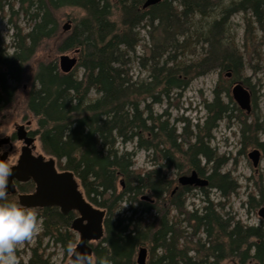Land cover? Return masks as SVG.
I'll return each instance as SVG.
<instances>
[{
  "label": "trees",
  "instance_id": "16d2710c",
  "mask_svg": "<svg viewBox=\"0 0 264 264\" xmlns=\"http://www.w3.org/2000/svg\"><path fill=\"white\" fill-rule=\"evenodd\" d=\"M147 1L0 0L1 12L14 11L19 5L20 13L29 17L28 31L19 30L14 36L12 53L0 38V110L15 101L32 58L44 44L57 39V13L66 7L82 9L86 16L58 42L59 52L78 51L77 67L64 74L59 59L40 62L27 95V107L37 119L38 128L32 134L39 138L45 155L56 160L59 170L72 172L88 200L106 212L105 237L93 245L94 259L138 264V251L149 246L147 264H222L229 259L241 264L250 260L262 263L264 228L225 220L209 199L201 212L187 211L186 196L194 187L179 185L171 191L174 181L168 175L174 169L183 171L182 163L186 162L189 170L206 177L208 187L218 189L224 198L237 191V184L229 182L228 175H221L218 165L224 157L209 146L212 132L234 110L232 100H224L230 98V90L217 92L205 105L207 117L202 127L197 124L199 132L193 140L178 134L168 119L155 112V106L162 104V97L169 98L174 89L185 90L194 76L215 69L231 74L230 83L241 82L243 56L234 40L224 35L237 13H251L264 24V0H234L231 6L222 8L220 19L203 27L202 32H194L201 38L197 43L207 49L189 65L178 62L177 57L192 37L188 27L194 26L189 19L205 16L219 0H161L145 7ZM115 8L120 11L119 21L113 19ZM145 22L152 30L151 54L146 63L151 80L139 82L133 80L126 57L136 51L140 42L137 30ZM187 129L185 126L184 132ZM128 144H136L135 150H124ZM141 150L154 157L153 168L147 172L135 169V156ZM201 158L208 165L215 164L208 176ZM34 187L29 182L19 184L18 190L30 193ZM8 199L19 202L17 195ZM261 199L258 205L264 206ZM123 203L130 209L121 212ZM33 211L38 222L41 220V232L28 264H53L42 249V240H52L70 253L68 246L76 245L77 235L71 225L77 213L66 216L57 207ZM174 212L185 216L184 222L194 228L193 237L197 233L206 235L204 244L198 240L197 246L202 249L182 243L187 240L186 231L172 216ZM152 213L157 214L153 222L146 217ZM201 252L204 259L198 257Z\"/></svg>",
  "mask_w": 264,
  "mask_h": 264
},
{
  "label": "rangeland",
  "instance_id": "374dc122",
  "mask_svg": "<svg viewBox=\"0 0 264 264\" xmlns=\"http://www.w3.org/2000/svg\"><path fill=\"white\" fill-rule=\"evenodd\" d=\"M234 0H219L218 6L206 11L205 16H196L190 18L189 23L194 28H189V36L191 40L187 43L184 49H180L177 53L178 62L189 65L202 57L206 52L207 46L202 43H197L199 37L193 35L194 32L200 33L209 23L218 19L222 14V8L231 6ZM14 2V0H13ZM221 4V5H219ZM20 6L16 5L14 11L6 9L5 12L0 11V38L5 46H8L9 52H13L14 36L19 33V30L24 32L29 28V17H25L19 11ZM114 20L119 21L120 11L114 9ZM86 16V13L77 7H66L57 13L60 33L56 40H52L43 45L42 49L29 62L26 70L25 80L19 85L18 93L15 101L6 105L0 110V137H5L13 132L15 124L23 123L24 121L32 122V130H37V119L30 113L27 107V95L33 85V78L36 74L38 64L44 61L57 60L61 54L77 57L80 60L79 54L73 51L59 52L58 42L60 38L69 35L76 24ZM230 31L224 35L229 40H234L237 48L243 56L244 72L239 81L249 89L252 94L253 111L248 115L241 110L235 101L232 89L235 83H230L232 76L228 77L227 73H220L219 69L207 72L204 75H196L193 77L189 86L180 91L174 89L169 98L162 97V104L155 106V112L162 114L163 119L170 121L171 127L177 128V133L184 134V139H195L198 134L199 124L204 125L207 112L205 105L210 104L217 92H226L230 90V98L224 97L225 102L231 100L232 108L234 109L230 118L221 121L218 127L212 132V139L209 143L210 148L217 152L223 158V161L218 165L221 175H228L229 182L237 186V191L231 196L224 198L218 189H210L202 191L201 188H193L186 196L187 211L200 212L206 206L209 199L213 202L218 211L223 215L225 220L231 219L234 223L241 222L245 227L264 228V221L260 216V211L263 205L258 203L264 198V24L258 23L256 17L251 13H237L231 19ZM66 24L71 25V29L64 31ZM193 24V25H192ZM139 33V45L136 51H132L126 57L129 65L130 74L134 81H150V66H147V58L151 54L152 47V30L147 23H143L137 30ZM195 33V34H196ZM178 40L182 44L183 38ZM185 44V43H184ZM183 44V45H184ZM165 60V57L162 59ZM161 60V65L163 61ZM82 72V71H81ZM82 74V73H81ZM226 94V93H224ZM188 128L184 132V128ZM207 135V133H202ZM207 142L208 139H205ZM18 148V147H16ZM124 150L134 151L136 144H128L124 146ZM260 150L261 162L257 168L254 167L253 161L249 154L254 150ZM7 150V147L5 148ZM37 154L45 155L41 147L39 138L36 140ZM19 154L16 153L17 157ZM153 154L147 151H138L135 156V169L137 171L147 172L153 168ZM46 158H49L48 156ZM13 162V160H12ZM202 167H207L206 175L211 174L214 163L208 165L205 158H201ZM183 171L176 169L169 171V177L174 181L172 189L179 186V178L184 175H191L189 164L182 163ZM206 178V177H205ZM207 179V178H206ZM263 190V193H261ZM264 200V199H263ZM137 208V204L134 205ZM130 209V205L121 204L120 211L125 212ZM131 214V212L127 213ZM157 214L152 213L146 216L148 221L153 222ZM176 219L182 223V229L186 231L187 240L194 249H202L197 246L198 240L202 239V244L206 241L204 233H197L193 237L194 228L190 227L187 222H184L185 216H177L176 212L172 213ZM41 232V220L38 222V231L33 235L31 240L22 242L17 245L18 264H28L32 258V249L36 247L38 233ZM77 235V234H76ZM79 242V235L76 238V245ZM253 242V241H251ZM76 245L74 247H76ZM147 250L149 246L143 247ZM42 249H46V255L50 257L53 264H70L71 253H66L64 248L53 243L52 240H42ZM149 252V251H148ZM139 253V251H138ZM136 255V261L138 259ZM254 254V251H252ZM150 255V253H149ZM194 256L196 253L194 252ZM198 257L204 259V254L201 252ZM222 264H241L240 261L227 260ZM247 264H264L254 260H250Z\"/></svg>",
  "mask_w": 264,
  "mask_h": 264
},
{
  "label": "water",
  "instance_id": "95a60500",
  "mask_svg": "<svg viewBox=\"0 0 264 264\" xmlns=\"http://www.w3.org/2000/svg\"><path fill=\"white\" fill-rule=\"evenodd\" d=\"M161 0H148L145 7L155 5ZM71 25L66 24L65 31L70 30ZM78 65V58L70 55L60 57V67L63 73L69 74ZM228 77H231L229 74ZM232 94L241 110L252 112V95L250 91L238 82L232 89ZM23 136L19 134V138ZM35 138H28L25 142L18 165L13 167V173L9 177L8 196L17 194L15 182L26 183L33 181L36 189L31 194L18 195L19 203L29 209H44L57 207L63 215L76 212L78 216L73 220L71 230L79 235V242L75 248L81 251H88L94 258L92 245L99 243L105 237V217L106 212L87 200L81 190L80 184L72 172H59L54 158L47 159L44 155H34L29 147L34 143ZM9 139L0 140V146L9 145ZM6 152L0 158H7ZM254 167L257 168L261 162L259 150H254L249 154ZM182 186L205 188L209 181L200 177L196 171L191 175H184L179 178ZM149 200V199H148ZM260 216L264 219V208L260 211ZM149 252L146 248H141L138 253V264H147ZM71 260V258H70Z\"/></svg>",
  "mask_w": 264,
  "mask_h": 264
},
{
  "label": "clouds",
  "instance_id": "9594fccd",
  "mask_svg": "<svg viewBox=\"0 0 264 264\" xmlns=\"http://www.w3.org/2000/svg\"><path fill=\"white\" fill-rule=\"evenodd\" d=\"M4 149L0 148V154ZM13 164L0 158V264H18L17 245L31 240L38 231V215L17 201L8 199ZM70 264H110L108 258L96 260L88 251L68 246Z\"/></svg>",
  "mask_w": 264,
  "mask_h": 264
},
{
  "label": "flooded vegetation",
  "instance_id": "af4514ba",
  "mask_svg": "<svg viewBox=\"0 0 264 264\" xmlns=\"http://www.w3.org/2000/svg\"><path fill=\"white\" fill-rule=\"evenodd\" d=\"M252 111H253V103H252ZM247 114L251 115L252 112L251 113H247ZM22 121H23V123H21V124H15V126L13 127V132L10 135L5 136V137H0V140H3V139H9L10 140V144L9 145L0 146V148L4 149L2 154H0V157H2L6 152H8L7 159H9V161H11V162L13 160V162H12L13 167L18 165L22 150H23L24 147H26L25 142H26V140L28 138H35L34 143H32L29 147L32 149V153L34 155H36V156L38 155L37 152H36L37 136H34L32 134L34 132V130H32V122L31 121H24L23 119H22ZM19 134L21 136H23L22 139L19 138ZM6 147H7V150H5ZM16 147H18V148H16ZM256 150H258V149H256ZM16 153L19 154L17 157L15 156ZM260 154H261V152H260ZM57 170L59 171V169H57ZM59 172H61V171H59ZM29 182L33 183V181H29ZM29 182H26V183H29ZM26 183L15 182L16 187H17V194H16L17 198H18V195H20V194H31V193H33L35 191L36 185L33 183L35 187H34V190L32 192H30V193H20L19 190H18V185L19 184H26ZM182 187H188V186H182Z\"/></svg>",
  "mask_w": 264,
  "mask_h": 264
},
{
  "label": "bare ground",
  "instance_id": "6f19581e",
  "mask_svg": "<svg viewBox=\"0 0 264 264\" xmlns=\"http://www.w3.org/2000/svg\"><path fill=\"white\" fill-rule=\"evenodd\" d=\"M64 27H65V26H64ZM70 29H71V28H70ZM64 31H65V30H64ZM68 31H69V30H68ZM65 32H67V31H65ZM77 53H78V51H76V54H77ZM63 55H64V54H63ZM63 55H61V56H63ZM61 56H60V57H61ZM60 57H59V67H60ZM76 67H77V66H76ZM76 67H75V68H76ZM75 68H74V69H75ZM60 70H61V67H60ZM61 72H62V70H61ZM62 73H63V72H62ZM64 74H65V73H64ZM243 85H244V84H243ZM207 180H208V179H207ZM208 186H209V184H208ZM208 186H207V187H208ZM205 188H206V187H205ZM144 199H145V200H148V197H144ZM73 232H74V231H73ZM74 233H75V232H74ZM100 242H101V241H100ZM100 242H99V243H100ZM96 244H98V243H95L94 245H96Z\"/></svg>",
  "mask_w": 264,
  "mask_h": 264
}]
</instances>
